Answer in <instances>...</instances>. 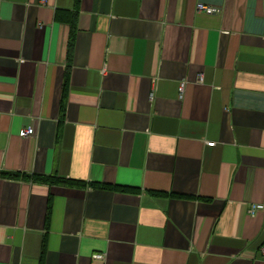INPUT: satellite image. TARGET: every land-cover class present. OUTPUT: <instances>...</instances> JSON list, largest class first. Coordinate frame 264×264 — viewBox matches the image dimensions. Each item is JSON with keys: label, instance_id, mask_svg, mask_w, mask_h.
<instances>
[{"label": "crops", "instance_id": "1", "mask_svg": "<svg viewBox=\"0 0 264 264\" xmlns=\"http://www.w3.org/2000/svg\"><path fill=\"white\" fill-rule=\"evenodd\" d=\"M254 202L264 0H0V264H264Z\"/></svg>", "mask_w": 264, "mask_h": 264}, {"label": "built area", "instance_id": "2", "mask_svg": "<svg viewBox=\"0 0 264 264\" xmlns=\"http://www.w3.org/2000/svg\"><path fill=\"white\" fill-rule=\"evenodd\" d=\"M198 8L200 10H208V11H212V12H215L218 10V8L214 7L213 5L211 4H208L206 2H200L198 4ZM185 87V84L182 85V88ZM36 131V128L34 125H28V126H25L22 128L21 130V134L24 135V136H27V135H31V134H34ZM216 141H209V144H215ZM264 207V202H254L250 208V211L252 213H256L260 208ZM262 253L264 254V245L262 246ZM95 260H100V261H105L106 260V252L104 251H96L94 252L93 254Z\"/></svg>", "mask_w": 264, "mask_h": 264}, {"label": "trees", "instance_id": "3", "mask_svg": "<svg viewBox=\"0 0 264 264\" xmlns=\"http://www.w3.org/2000/svg\"><path fill=\"white\" fill-rule=\"evenodd\" d=\"M43 178L48 179L49 176H44V175H43ZM52 178H59V179H62L61 177H50L49 179H52ZM125 187H126V188H127V187L130 188V186H125Z\"/></svg>", "mask_w": 264, "mask_h": 264}]
</instances>
